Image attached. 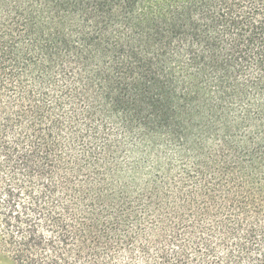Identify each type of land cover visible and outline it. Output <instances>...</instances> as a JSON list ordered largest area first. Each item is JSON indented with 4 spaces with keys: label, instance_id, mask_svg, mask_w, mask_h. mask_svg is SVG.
Here are the masks:
<instances>
[{
    "label": "trees",
    "instance_id": "trees-1",
    "mask_svg": "<svg viewBox=\"0 0 264 264\" xmlns=\"http://www.w3.org/2000/svg\"><path fill=\"white\" fill-rule=\"evenodd\" d=\"M7 264H264V0H0Z\"/></svg>",
    "mask_w": 264,
    "mask_h": 264
},
{
    "label": "rangeland",
    "instance_id": "rangeland-1",
    "mask_svg": "<svg viewBox=\"0 0 264 264\" xmlns=\"http://www.w3.org/2000/svg\"><path fill=\"white\" fill-rule=\"evenodd\" d=\"M0 264H7L6 262H4L1 256H0Z\"/></svg>",
    "mask_w": 264,
    "mask_h": 264
}]
</instances>
